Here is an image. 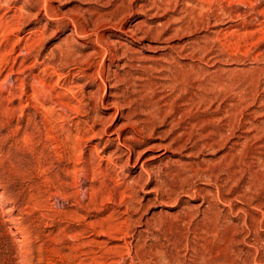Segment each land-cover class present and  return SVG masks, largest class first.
Wrapping results in <instances>:
<instances>
[{"label": "rangeland", "instance_id": "obj_1", "mask_svg": "<svg viewBox=\"0 0 264 264\" xmlns=\"http://www.w3.org/2000/svg\"><path fill=\"white\" fill-rule=\"evenodd\" d=\"M23 1L0 0V264H264V0ZM186 45L207 55L188 72L173 66ZM187 73L209 79L205 94L243 88L235 179L220 160L235 135L208 146L226 123L218 102L193 109L185 150L155 148L185 127L169 112ZM128 121L144 128L140 163L166 155L149 174L115 158Z\"/></svg>", "mask_w": 264, "mask_h": 264}, {"label": "bare ground", "instance_id": "obj_2", "mask_svg": "<svg viewBox=\"0 0 264 264\" xmlns=\"http://www.w3.org/2000/svg\"><path fill=\"white\" fill-rule=\"evenodd\" d=\"M40 1V0H39ZM43 4H45L46 0H42ZM4 2L6 4L9 5V3L13 2V0H4ZM36 2V1H35ZM41 2V1H40ZM23 4L27 5L30 4L27 0L23 1ZM47 4V3H46ZM32 7V6H31ZM47 10V9H46ZM45 9L39 10L35 13V15H33L32 17L38 18V16H43V17H47L48 13L46 12ZM81 10V9H80ZM80 10H76L75 9V15H79ZM30 15V14H29ZM28 15V17H30ZM79 20V18H78ZM70 30H69V36L75 35V23L72 22V24L70 25ZM126 31V30H125ZM132 33V32H131ZM127 34V33H126ZM78 35V33H77ZM76 35V36H77ZM134 36V35H133ZM173 37V36H172ZM171 37V38H172ZM133 38V37H131ZM155 38V37H154ZM171 38L169 40H171ZM139 39V38H138ZM141 39V38H140ZM157 39V38H155ZM164 41V40H163ZM150 47V46H149ZM147 48V47H146ZM150 50V48H149ZM197 50V49H196ZM132 51V50H131ZM134 51V50H133ZM132 51V52H133ZM174 52V51H173ZM137 53V52H135ZM199 53V51H198ZM178 55V57L180 58V60H182V62L184 64L181 65L177 64V63H173V66H176L180 71H185L188 72L190 69H193V60L196 59L197 62H201L203 61L205 58L207 59V55L206 54H197L196 51H194V49L191 47V45H186L184 47H182L180 49L179 53H176ZM210 55V54H209ZM120 55H118L119 57ZM169 58L171 60L174 59L173 55H168ZM114 57V56H113ZM116 58V57H115ZM176 58V57H175ZM119 59V58H118ZM117 59V60H118ZM137 59V58H136ZM150 59V58H149ZM205 59V60H206ZM115 60V59H114ZM154 60V59H153ZM175 60V59H174ZM137 61V60H136ZM169 61V60H167ZM134 62V61H133ZM204 62V61H203ZM207 62V61H206ZM194 63V62H193ZM168 64V63H167ZM172 64V63H171ZM177 64V65H175ZM126 65V64H125ZM124 65V66H125ZM166 65V64H165ZM170 65V63H169ZM118 66V65H117ZM122 68V66H118V68ZM50 68V67H49ZM117 68V67H116ZM143 68V67H142ZM174 68V67H173ZM123 69V68H122ZM191 76V75H190ZM106 80L108 81L107 77ZM105 80V79H104ZM111 80V79H110ZM212 80V78H211ZM166 81V80H165ZM105 81H103L104 83ZM209 82V79H208ZM207 81H205L204 79H192L187 75L184 74V78H179L177 79L174 83H172L174 85V89H175V100H178L180 102V109L179 110H175V109H171V113L173 115V120H172V124H171V128L173 130H178L179 129V125H180V121H178V119H176L174 117V115H178L182 118V123H184L185 127L184 129H181V131L176 135L173 134L172 138L170 137V139L168 141H166L165 144H160V145H156V150L161 148L163 149V151H170L171 156H175L176 153H180L181 151L185 150L186 146L188 145V143L191 141V128L195 127V123L197 124V122H195V116L193 113V109L195 107H198L203 110V112L201 114L205 115L206 112L204 110L206 109H210L213 104L215 102H218V107L216 108L217 110H219L220 108H222V116L221 118H223V120L226 121L225 125H223L220 129H215L217 130L216 132H212V136L216 137V139H218V141H212L211 144H209L208 146L213 148V149H221L223 148V144L226 141V138L224 136L225 130L224 128H228L229 131H231V135H235V140L234 143L230 146H232L231 148H229L227 151H224L223 154L220 156V160L224 162L225 167L228 169V171L230 172V174H232V177L235 179L237 177V175L239 174V170H240V163H241V158H240V144L238 143L239 139V130L240 125H241V121L239 119V115H240V108H241V100H242V89L241 86L239 85H229V84H223V83H213L212 86V93L209 94H205L206 88L209 85ZM211 85V84H210ZM173 87V86H172ZM159 96V95H158ZM115 98V97H114ZM196 101H198V104L196 103ZM164 104V103H163ZM98 105V103H97ZM97 105L95 106L97 108ZM103 105V104H102ZM198 105V106H197ZM99 106V105H98ZM116 106V104L114 105ZM203 106V107H202ZM121 107V106H120ZM178 107V106H177ZM170 109V108H169ZM196 109V108H195ZM212 109V108H211ZM152 111L154 112V115L151 122L156 119H154L156 116L157 117H161V107H160V100L158 98H156L152 104ZM197 111V110H196ZM199 111V110H198ZM216 110H214L215 112ZM208 113V112H207ZM216 113V112H215ZM166 115V114H164ZM197 115V114H196ZM212 115V114H211ZM114 116V115H113ZM112 116V117H113ZM170 116V115H169ZM89 117V116H88ZM111 117V116H110ZM172 117V116H171ZM207 117V115H206ZM127 118V117H126ZM205 118V117H204ZM217 118V117H216ZM159 119V118H158ZM171 119V118H170ZM169 119V120H170ZM109 120V119H108ZM100 121V120H99ZM93 122V121H92ZM101 122V121H100ZM143 122V121H141ZM171 122V121H170ZM97 123V122H96ZM99 123V122H98ZM126 123V124H125ZM123 125L121 124V126L118 129H114V135L116 137V142H117V147L119 145H121L127 152L124 153H128L125 155H123V151L120 150L119 154H117V156L115 157L117 160L120 161V163L122 164V166H127L131 161H133V164H139L140 160L139 157L141 156V152H138L135 150L136 144L134 142H137L139 137L141 135H143L144 133V128L142 126H140L141 124L139 123V121H135V122H125ZM155 123H157L155 121ZM149 124V123H148ZM208 124V122H207ZM212 124V123H211ZM243 125V124H242ZM93 126V125H91ZM101 126V125H100ZM106 126V125H105ZM216 126V125H215ZM103 128V126H101ZM139 127V128H138ZM156 127V125L152 126ZM93 128V127H92ZM97 128V127H96ZM94 127V129H91V132L93 133V136L96 138H101V136L103 134H105V130L104 129H96ZM100 128V127H99ZM128 128V129H127ZM137 128V129H136ZM195 129V128H194ZM171 130V129H170ZM213 131V129H212ZM122 132H125L124 134H122ZM170 132V131H169ZM168 132V133H169ZM248 132V131H247ZM172 133V132H171ZM242 133V132H241ZM244 133V132H243ZM167 134V133H166ZM209 134V133H208ZM238 134V135H237ZM202 135V134H201ZM209 136V135H208ZM201 137V136H200ZM227 137V136H226ZM181 138H185V139H181ZM205 138V137H204ZM203 138V139H204ZM234 138V137H233ZM211 142V141H210ZM228 142V141H227ZM242 142V141H241ZM194 143V142H193ZM116 146V145H115ZM263 146V145H262ZM153 148V147H152ZM151 148V149H152ZM208 148V147H207ZM133 149V150H132ZM150 149V150H151ZM154 149V148H153ZM152 149V150H153ZM190 149V148H188ZM186 151V158L188 160H190V157L192 156V153H189V151ZM160 150V149H159ZM222 150V149H221ZM263 150V149H262ZM192 152V151H191ZM220 152V151H219ZM222 153V152H221ZM114 154V153H113ZM185 154V153H184ZM135 155V158L134 156ZM182 155V154H181ZM112 156V155H111ZM162 156H166L165 153L163 154H159L156 153L153 156L143 159L139 165V171L144 173V174H149V171H147L145 166H149L150 164H152L153 162L159 160L160 158H162ZM167 159L169 160L170 163H177V161H173L172 159H170V157L168 156ZM264 159V155L262 153H259V157L257 159H255L258 163V165L262 163V160ZM219 160V162H220ZM254 161V160H253ZM180 164V163H179ZM220 164V163H219ZM195 165V164H193ZM183 167V173H182V179L183 180H187L192 172V164L190 162H187L185 164L182 165ZM243 166V165H241ZM207 168V167H206ZM230 169V170H229ZM206 170V169H205ZM202 172V171H201ZM227 172V171H226ZM223 174V173H222ZM216 175V174H215ZM226 176V175H222V177ZM242 177V176H241ZM240 176L238 178H241ZM262 177V176H261ZM140 178V177H139ZM189 180V179H188ZM215 182L218 183L220 185L221 188H226L228 186V181L226 180H222L219 179V175L216 177ZM237 182V181H236ZM216 185V184H215ZM253 196V195H252ZM1 198V197H0ZM10 213V212H9ZM11 214V213H10ZM16 221V220H15ZM15 225V224H14ZM241 262V261H240Z\"/></svg>", "mask_w": 264, "mask_h": 264}]
</instances>
